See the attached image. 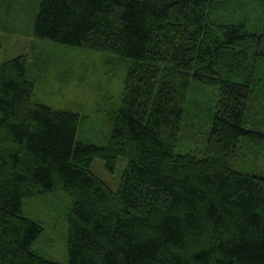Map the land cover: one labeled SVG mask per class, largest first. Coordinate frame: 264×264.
<instances>
[{"label": "trees", "instance_id": "trees-1", "mask_svg": "<svg viewBox=\"0 0 264 264\" xmlns=\"http://www.w3.org/2000/svg\"><path fill=\"white\" fill-rule=\"evenodd\" d=\"M33 34L132 64L104 147L76 141L77 113L32 102L25 56L0 64V264H264V174L233 168L262 137L247 126L262 109L264 0H40ZM207 88L204 118L193 95ZM118 157L112 191L90 166ZM59 192L66 263L31 249L43 228L22 213Z\"/></svg>", "mask_w": 264, "mask_h": 264}, {"label": "rangeland", "instance_id": "rangeland-1", "mask_svg": "<svg viewBox=\"0 0 264 264\" xmlns=\"http://www.w3.org/2000/svg\"><path fill=\"white\" fill-rule=\"evenodd\" d=\"M39 2L40 0H0V64L25 56L26 78L34 87L32 102L77 113L81 122L77 128L76 141L104 147L112 132L109 115L121 104L125 77L132 62L128 58L112 54L37 39L33 34V26ZM216 93L214 89L207 88L204 92L193 95L198 106L196 108L198 111L200 109L204 118L207 106L217 99ZM259 97L262 109L256 115H251L253 121L247 127L257 130L262 137L241 142L238 154L240 155L242 143L249 141V145L243 143V149L250 148L254 155L244 154L241 159L246 160V166L239 163L237 167L234 163L233 168L253 173L248 169L250 166L255 169L256 174H264V151L258 147L260 144L264 147V94ZM203 149L204 144L200 150ZM176 150L187 153L194 148L181 143ZM253 162L258 166L254 167ZM126 166V160L118 157L115 168L110 171L102 159L95 158L90 170L112 191H117ZM258 169L260 170L257 171ZM70 204V197L62 192L22 201L23 215L43 228L31 249L45 259L59 263L68 261L67 210Z\"/></svg>", "mask_w": 264, "mask_h": 264}]
</instances>
